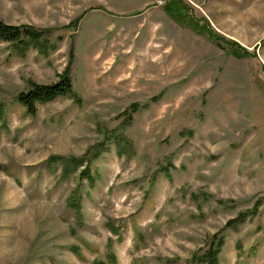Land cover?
<instances>
[{
  "label": "rangeland",
  "instance_id": "obj_1",
  "mask_svg": "<svg viewBox=\"0 0 264 264\" xmlns=\"http://www.w3.org/2000/svg\"><path fill=\"white\" fill-rule=\"evenodd\" d=\"M183 1L0 0L52 33L0 41V264H264V0ZM69 64L77 100L17 102Z\"/></svg>",
  "mask_w": 264,
  "mask_h": 264
},
{
  "label": "trees",
  "instance_id": "obj_2",
  "mask_svg": "<svg viewBox=\"0 0 264 264\" xmlns=\"http://www.w3.org/2000/svg\"><path fill=\"white\" fill-rule=\"evenodd\" d=\"M187 9L188 6L183 0H167L164 7L166 14L175 22L183 24L186 19H189V22L192 24V26H194L193 20L189 15H187ZM78 19L74 24L78 23ZM209 34L210 32L208 33V35ZM51 36L52 33L48 30H40L27 25L17 26L7 24L4 21L0 20V41L9 44L14 48V52L16 50L20 54H25L31 48H41L40 50L43 52L50 50L49 47H51ZM211 36L212 37H210V39L217 42L216 37L212 32ZM70 63H72V60L70 61ZM70 70L71 64H69V67L66 69V71L62 75H60L59 80L53 84L32 83L28 91L20 93L17 96V102L25 107L30 115L36 116L38 112V105H44L53 102L61 97H67L72 98L73 100H77L78 96L74 89L73 78L70 75ZM135 110H137V105H132L131 111ZM124 141L123 144L128 148V143ZM116 144H120V142L118 143L116 141ZM104 145L105 143H100L91 151H89V153L85 157L86 161L91 163L92 160L98 158L103 151ZM121 151L122 150H120V152ZM57 160L58 158H53L51 161ZM71 162L76 166L80 164L82 160L73 158ZM65 171L68 172V170ZM71 204L75 205V209L78 211L80 207L79 200L77 199ZM245 218L246 217L242 215L237 219L231 220L227 224V228H235ZM223 245L224 237L215 239L205 257L199 261L195 259V263L199 264L200 262L207 264H220L218 256L222 250Z\"/></svg>",
  "mask_w": 264,
  "mask_h": 264
}]
</instances>
